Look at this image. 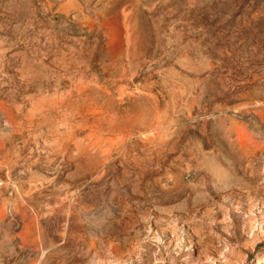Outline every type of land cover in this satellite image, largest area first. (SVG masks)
Instances as JSON below:
<instances>
[{"label":"rangeland","instance_id":"374dc122","mask_svg":"<svg viewBox=\"0 0 264 264\" xmlns=\"http://www.w3.org/2000/svg\"><path fill=\"white\" fill-rule=\"evenodd\" d=\"M0 264H264V0H0Z\"/></svg>","mask_w":264,"mask_h":264}]
</instances>
